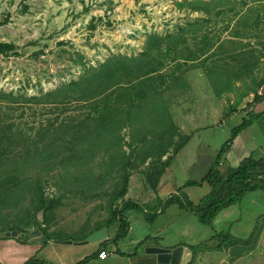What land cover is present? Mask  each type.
Instances as JSON below:
<instances>
[{
	"label": "rangeland",
	"instance_id": "1",
	"mask_svg": "<svg viewBox=\"0 0 264 264\" xmlns=\"http://www.w3.org/2000/svg\"><path fill=\"white\" fill-rule=\"evenodd\" d=\"M191 2H197L196 7L188 5ZM183 3L186 5L180 6ZM194 22L197 26L189 27L188 23ZM182 27L191 30L182 40L165 41L163 46L171 49L167 57L158 56L157 48H151V59L164 62L166 69L161 83L156 81L159 90L149 94L150 103L158 100L156 108L165 111L157 113L143 101L138 119L117 134H104L94 141L96 144L88 142L75 148L72 127L79 125L90 108L78 102L86 91L75 86L66 88L113 56L141 58L152 35H176ZM195 31L197 41L191 38ZM0 43L16 47L0 55V135L5 132L2 139L6 146L16 144L8 160L19 164V171L13 172L23 182L0 191V200L6 199L5 207H0V229L15 226L30 232L39 228L36 220L50 234L75 237L70 239L73 244L56 243L61 240L24 244L20 237L5 241L36 247L32 258L45 264H157V257L146 253L150 244L164 248L205 243L215 246L217 243L210 242L213 236L230 233L247 239L261 223L255 250L236 255L237 247L229 246L200 252L195 264H264V191L248 193L206 226L178 205L164 208L168 196L161 200L155 180L151 181L152 174L162 170L160 164L175 154V146L186 134H191L192 141L172 158L165 176L170 181L162 190L173 192L176 184L181 188L189 180L197 181L192 173L200 146L207 144L218 152L232 136V126L222 124L218 113L222 104L219 99L225 100L229 110L225 92L245 90L256 94L254 100L264 97V91L257 95L264 79V0H0ZM205 48L208 52L200 56ZM239 56H245L251 73L248 70L236 76ZM62 90L66 91L62 100L71 97L74 101L52 106L33 100H44ZM185 109L187 116L196 118L182 134L178 131L184 122L177 123L179 127L173 122ZM160 115L164 129L169 128L174 137L165 156L150 152L158 144L152 139L163 131ZM243 139L254 158H264V123L248 127ZM51 142L53 157L46 159L41 153ZM163 142L167 145L168 140ZM230 167L226 162L220 171L226 175ZM125 170L130 174L125 199L139 201L151 210L159 206L164 212L152 223L141 212H129L131 229L127 237L118 245H106L109 254L103 262L86 263L102 242L79 245L80 239H88L100 230L95 229L97 226L109 220V200ZM38 184L45 197L61 198L50 224L43 225V213L35 214L33 185ZM110 229V237L115 236L117 224ZM147 236L158 239L151 243ZM116 252L122 255L117 257Z\"/></svg>",
	"mask_w": 264,
	"mask_h": 264
},
{
	"label": "trees",
	"instance_id": "2",
	"mask_svg": "<svg viewBox=\"0 0 264 264\" xmlns=\"http://www.w3.org/2000/svg\"><path fill=\"white\" fill-rule=\"evenodd\" d=\"M199 3V2H198ZM186 3L180 4L184 6ZM190 6L196 7L197 2L188 3ZM193 7V8H194ZM198 22L188 23L189 27H196ZM187 30L182 27L176 35L169 34L164 38L157 35H152L149 39V47L142 53L141 58H130L126 56H113L109 58L105 63L101 64L96 68L93 73L89 76L82 78L78 82H73L66 89L70 87H78L82 91H86L83 95V101L89 105V111L87 116L79 123V125H73V131L70 136L74 139L75 148H78L84 143L90 142L91 144H96L94 141L102 138L104 134L115 135L117 131H120L123 127H127L129 123L133 120L138 119L139 113L142 112L143 101H148L147 106L153 109L157 113L165 111L164 108H156L158 105V100L150 103L149 94L151 91H158L159 86L156 81L161 83V80L165 78L163 71L166 69L164 67V62H160L154 58L152 55V47L157 48L158 56L167 57L171 49L168 46H163L166 40H182L186 37ZM192 40L197 41L199 39L198 31H195L192 35ZM16 50L15 45L9 43H0V55H7L9 52ZM208 52V48L202 50L200 56H205ZM240 57V56H239ZM239 59V76L241 72L249 70L250 66L247 59L240 57ZM190 60V59H187ZM181 66V65H180ZM237 72V71H236ZM178 81L177 79L174 80ZM176 83V82H175ZM264 85V80L260 82V86ZM66 91H59L56 94L47 96L46 99L43 98L33 99L37 104H49V105H66L74 100L71 97H66V100H62L61 97ZM257 98V96H256ZM124 104V105H122ZM159 117V126L163 128V131L158 137L152 139L153 142H158L150 148L152 154L160 153V156H165L168 152L167 146L174 142L173 133L169 132V128L164 129L163 118ZM252 124L251 120H244L243 123L232 129L231 139L222 145V148L217 152V156L211 165L208 172L201 180H189L181 187L177 193L170 195L164 202V208L167 206L178 205L179 208L186 210L194 214L202 225L209 226L213 223L216 216L225 208L231 207L243 200V198L252 192L264 191V158H254L250 156L241 161L238 167H230L226 175H223L220 171V167L225 162L226 154L231 149V144L238 137V135ZM0 135V191L6 190L10 187H18L23 183L19 175L13 171H19V164L11 162L9 155L12 154V150L16 145L15 142L12 144L8 143V146L4 144L2 137L5 132L1 131ZM169 133V134H168ZM120 136V135H119ZM169 136V138H167ZM183 141L175 146V154L169 156L166 160L162 161L164 167H169V163L172 158H174L190 141L191 136H183L181 138ZM121 140V139H120ZM119 140V141H120ZM165 140H168L167 145ZM66 142V141H63ZM162 144V145H161ZM54 143H50L41 153L44 158L53 157L50 154V149H52ZM158 145V147H157ZM65 148V146L63 145ZM159 148V149H158ZM73 152L74 149L70 148ZM158 149V150H156ZM50 154V155H49ZM162 156V157H163ZM51 157V158H52ZM159 161V160H158ZM152 161V162H158ZM51 167L46 170L49 171ZM124 171L120 183L115 188L109 200V208L111 210L110 218L104 224L97 226L96 230L102 229L103 227L110 228L113 225H118V231L116 238L112 241L114 244L118 245L121 240L127 237L130 229L129 219L127 214L132 211L143 213L145 220L152 223L156 215L162 214L164 208L156 206L155 210H151L143 206V204L135 201H128L125 199L127 190L129 187L130 174ZM11 172V173H10ZM38 182V180L36 181ZM208 185L211 188L210 193L204 196L198 203H194L184 191L188 187H201L203 185ZM35 198L32 201L34 205L35 214L43 213V225L50 224L52 221V215L54 214L56 208L61 205V198L49 199L45 197V194L41 188V185H33ZM6 204V199L2 198L0 200V207ZM151 210V211H150ZM161 210V212H159ZM37 227L42 231V233L51 240H70L75 237L73 236H59L55 234H50L46 227H42V223H38L35 220ZM257 225L250 236L247 239H239L230 233L217 234L213 236L210 240L211 243H217L215 246L208 245V243L201 244L199 246H190L191 250L194 252L195 258L191 264H195L196 256L200 252L205 251H221L224 248L236 246V255L255 250L257 243L259 241L262 226ZM18 231L20 234H28L29 230L24 227L15 226H3L0 229V234L6 232ZM11 238H1L0 240H9ZM81 241L87 240V238L80 239ZM79 240V241H80ZM22 243L27 244L28 240L21 238ZM149 241V240H147ZM109 241L105 240L102 245L106 247ZM144 244V243H141ZM103 247V249H105ZM102 250V249H101ZM99 250V253L101 252ZM99 258V257H98ZM88 260V259H87ZM87 260L85 262H87ZM25 264H45L44 262H39L34 260V258L29 259Z\"/></svg>",
	"mask_w": 264,
	"mask_h": 264
},
{
	"label": "crops",
	"instance_id": "3",
	"mask_svg": "<svg viewBox=\"0 0 264 264\" xmlns=\"http://www.w3.org/2000/svg\"><path fill=\"white\" fill-rule=\"evenodd\" d=\"M244 91H240L239 93L230 92V91L225 92L228 95V99L230 100L229 110L227 109V106H226L227 104L225 103V100H223L221 98L219 99L222 104L220 105V108L218 109V113H221V115H222V118H223L222 124H226V125H228V127L232 126L233 128L230 127L231 131H232V129L240 126L245 119H247V120L249 119L252 121V124L250 127L258 126V125H261L264 123V97L262 99L254 100L255 95H256L254 92L252 94L249 92L245 93ZM262 91H264V85H261V90H259L257 95L261 96ZM218 95L219 94H217L216 96H218ZM253 95H254V98H253ZM222 96H225V94L223 93ZM210 98H211V95H210ZM240 101H241V103H240ZM251 103H254V104L251 105ZM182 105H184V104H182ZM174 110L176 111L175 108H174ZM185 111H186V109L184 110L183 114L180 112V116L177 117L176 121H174V122L172 121L173 125L175 127H179L177 123L180 124V122H184V126L179 127V131H178L179 133H182L183 129H188L189 124L190 125L195 124L194 119L196 117L194 119H192L191 116H187L188 114H186ZM257 119H259V120H257ZM243 133H246V129L243 130L238 135V137L231 144L230 151L226 154L225 160L227 163L231 164V167H238L242 160L250 157L251 155L253 156V154L250 153V150L248 149V147H247V145L243 139ZM182 134H184V133H182ZM186 135L190 136L191 134H186ZM191 141L188 144H190ZM216 156H217L216 150L212 149L207 144H202L199 148V151H198V158L195 161V163H193L194 164L193 165L194 170L192 173L193 179L195 178V179L201 180L202 177L205 176V174L210 169V167L213 164ZM226 162H224V164ZM160 166H161L162 170L160 172L153 173L152 175H154V176H152L151 181L155 180L154 181V185H155L154 187L156 188V190H159V192L161 193L160 199L162 200L163 197H166V196L169 197L173 193L176 194L180 188H178L177 184H176L175 188H173V192H170V190H168V189L162 190V189L166 188L168 182L170 181L169 179L165 178L166 174H168V172H169L168 168L170 166L168 168L164 167L161 164H160ZM171 179H173V181H175V178L173 175L171 176ZM185 183L182 185V187L185 185ZM184 191L188 194L189 198L194 203H198L204 196H206L208 193H210L211 188L205 184L201 187H188ZM154 196H156V195L154 194L153 198H154ZM137 202H139V201H137ZM159 212H161V210H159ZM110 228H107V231H108L107 241L112 242L115 239L116 235L113 237H110V232L112 231ZM112 234H113V232H112ZM116 234H117V232H116ZM146 238H148V240H150L151 243H153L152 241H155L158 239V238H156V236H154V237H152V236L148 237L147 236ZM142 239H144V238H142ZM152 246L164 248L158 244H150L147 247H152ZM103 247H105V246H103L101 243L99 250L103 249ZM176 247H173V248L166 247V249H174ZM99 250L94 255H92V257L90 259H88L86 263H89L91 261L92 262H97V261L103 262L101 260H106L107 258L106 259L98 258ZM105 250H107V252H108L107 246L105 247ZM35 252H36V247H33V246L31 247L30 244L27 246H22L16 242L1 240L0 241V264L1 263L2 264H25L29 259H31L33 257ZM108 254H109V252H108ZM116 254H117V257H119V255L121 253L116 252ZM22 255H24L25 257H22ZM114 256H116V255H114Z\"/></svg>",
	"mask_w": 264,
	"mask_h": 264
},
{
	"label": "water",
	"instance_id": "4",
	"mask_svg": "<svg viewBox=\"0 0 264 264\" xmlns=\"http://www.w3.org/2000/svg\"><path fill=\"white\" fill-rule=\"evenodd\" d=\"M23 238L29 241L30 244H45L49 240L39 228L30 231L28 234L19 233L18 231L6 232L0 234L1 238ZM107 228L100 229L92 233L86 241H82L79 245H88L99 243L107 240ZM56 243L73 244L71 240ZM146 253L157 257V264H191L193 261L194 252L189 247L179 246L175 249H166L161 247H148Z\"/></svg>",
	"mask_w": 264,
	"mask_h": 264
},
{
	"label": "built area",
	"instance_id": "5",
	"mask_svg": "<svg viewBox=\"0 0 264 264\" xmlns=\"http://www.w3.org/2000/svg\"><path fill=\"white\" fill-rule=\"evenodd\" d=\"M100 259H106L108 258V252L105 249H102L98 256Z\"/></svg>",
	"mask_w": 264,
	"mask_h": 264
}]
</instances>
